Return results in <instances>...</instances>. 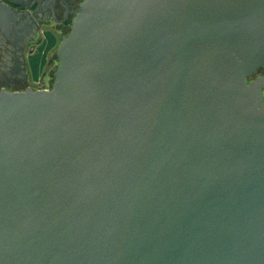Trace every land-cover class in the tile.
<instances>
[{
    "label": "water",
    "instance_id": "1",
    "mask_svg": "<svg viewBox=\"0 0 264 264\" xmlns=\"http://www.w3.org/2000/svg\"><path fill=\"white\" fill-rule=\"evenodd\" d=\"M57 58L0 93V264H264V0H86Z\"/></svg>",
    "mask_w": 264,
    "mask_h": 264
},
{
    "label": "flooded vegetation",
    "instance_id": "2",
    "mask_svg": "<svg viewBox=\"0 0 264 264\" xmlns=\"http://www.w3.org/2000/svg\"><path fill=\"white\" fill-rule=\"evenodd\" d=\"M86 0H0L15 9L20 23L0 30V93L44 90L30 78L29 63L45 40L69 35L72 23ZM264 75V71L256 77Z\"/></svg>",
    "mask_w": 264,
    "mask_h": 264
},
{
    "label": "rangeland",
    "instance_id": "3",
    "mask_svg": "<svg viewBox=\"0 0 264 264\" xmlns=\"http://www.w3.org/2000/svg\"><path fill=\"white\" fill-rule=\"evenodd\" d=\"M60 40L54 37L44 41L38 54L31 58L29 63L30 78L38 87H52L54 85V74L59 67L57 52Z\"/></svg>",
    "mask_w": 264,
    "mask_h": 264
},
{
    "label": "crops",
    "instance_id": "4",
    "mask_svg": "<svg viewBox=\"0 0 264 264\" xmlns=\"http://www.w3.org/2000/svg\"><path fill=\"white\" fill-rule=\"evenodd\" d=\"M34 84V83H33ZM38 84V83H37Z\"/></svg>",
    "mask_w": 264,
    "mask_h": 264
}]
</instances>
